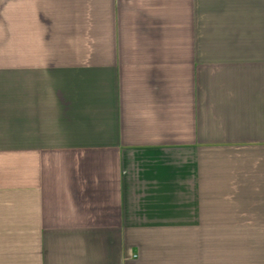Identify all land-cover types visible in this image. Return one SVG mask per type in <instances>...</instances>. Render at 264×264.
<instances>
[{
	"label": "crops",
	"instance_id": "0c3cea01",
	"mask_svg": "<svg viewBox=\"0 0 264 264\" xmlns=\"http://www.w3.org/2000/svg\"><path fill=\"white\" fill-rule=\"evenodd\" d=\"M0 264H264V0H0Z\"/></svg>",
	"mask_w": 264,
	"mask_h": 264
}]
</instances>
